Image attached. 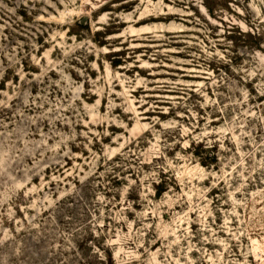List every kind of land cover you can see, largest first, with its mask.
<instances>
[{
    "label": "rangeland",
    "instance_id": "1",
    "mask_svg": "<svg viewBox=\"0 0 264 264\" xmlns=\"http://www.w3.org/2000/svg\"><path fill=\"white\" fill-rule=\"evenodd\" d=\"M0 264H264V0H0Z\"/></svg>",
    "mask_w": 264,
    "mask_h": 264
},
{
    "label": "trees",
    "instance_id": "2",
    "mask_svg": "<svg viewBox=\"0 0 264 264\" xmlns=\"http://www.w3.org/2000/svg\"><path fill=\"white\" fill-rule=\"evenodd\" d=\"M156 187H157V191L161 192L167 188V184H165V182H160L156 184Z\"/></svg>",
    "mask_w": 264,
    "mask_h": 264
}]
</instances>
